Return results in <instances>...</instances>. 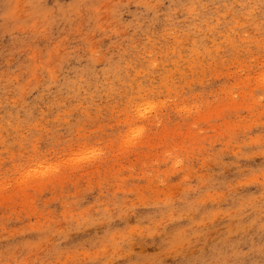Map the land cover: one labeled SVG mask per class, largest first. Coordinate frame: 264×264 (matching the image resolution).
<instances>
[{"label": "rangeland", "instance_id": "obj_1", "mask_svg": "<svg viewBox=\"0 0 264 264\" xmlns=\"http://www.w3.org/2000/svg\"><path fill=\"white\" fill-rule=\"evenodd\" d=\"M0 264H264V0H0Z\"/></svg>", "mask_w": 264, "mask_h": 264}]
</instances>
